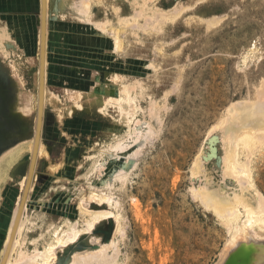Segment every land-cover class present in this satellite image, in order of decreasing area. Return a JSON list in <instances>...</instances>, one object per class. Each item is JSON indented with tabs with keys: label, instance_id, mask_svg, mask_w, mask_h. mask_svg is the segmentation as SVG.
<instances>
[{
	"label": "rangeland",
	"instance_id": "rangeland-1",
	"mask_svg": "<svg viewBox=\"0 0 264 264\" xmlns=\"http://www.w3.org/2000/svg\"><path fill=\"white\" fill-rule=\"evenodd\" d=\"M162 1L161 7L170 9L178 2H183L186 5L187 2H195L197 0ZM225 2L234 3L235 7H237L234 10L235 14L232 13L230 15L232 18L229 16L224 20L223 24L216 26V29L214 28L209 36L202 39L195 33L197 32L196 24H192L191 28H193V32L197 36L196 40H198V42L193 43L196 48L190 46L186 51H182L183 53L177 52L179 53L178 55L166 56L162 59L157 56V49H159V46L164 45L166 47L169 46L168 48L171 49V52L180 50L182 46L180 44L190 39L182 37V34L186 32L188 24L191 22L189 19L184 22H177V25L183 26L177 32L173 26L169 27L166 36L155 34L153 37L146 38L147 40L140 34L139 37H135V41L139 47L137 46V48L132 50V61L138 57L139 59H143L144 62L154 63L160 68V71L165 75L159 83L156 80L152 81V83H156V86H152L155 88L153 89L155 94L157 93L156 95H159L163 89L164 92L168 91L167 97L169 99L167 98L164 102V104L168 102L166 105H162L164 108L163 112H160L161 109L157 107L161 100L157 102V106H153L154 114L157 116V120H154V122H159L158 125L161 127H159L161 129L159 137L154 140L152 146L144 150L141 161L135 168L130 182L124 187L126 209L124 228L126 233L122 241V252L120 253L122 264H221L227 258L226 256L230 247L233 244V246L236 245L232 243V239H234L233 234L236 232L237 227L236 229L231 228L230 221H223L218 218L212 208L207 209L191 193V187L198 180V175L194 176L192 174V164H194L196 156H199L205 147V137L208 129L224 115L235 101H254L260 98L258 97L260 86L255 85L259 84L260 78H264V60L263 65L260 64L258 66L259 68L253 69L251 67L252 69L248 68L244 71L240 70L237 64L239 54L250 43L252 38L254 40L259 39L260 47L262 51L264 50V0H225ZM73 3L79 4V8L75 7L77 11L81 10V6L86 5L88 8L89 5L88 0H74ZM95 3L93 2L89 5L90 13L86 15L87 18L84 19V16L79 15V21L77 19L72 21L71 15L67 16L64 14L65 12L63 15L66 18L62 16L64 20H60L62 18L61 14H56L55 11L52 14L54 22L58 24V21H60L59 27L64 26L68 29L62 32L60 27V31H57V34L53 35V37H57L55 42L60 45L56 44L53 47L55 51L58 48L57 53H54V56L55 54L58 56H53L51 63L52 69L53 67L54 69L51 70L52 73L50 72V90L59 97L60 101L52 99V102H43L42 113L44 119L41 140L47 148L48 155L46 154V158L41 159L42 164H40L38 169L39 174H37L38 192L31 198L27 206V212H25L24 220H27L23 221L24 238L22 239L26 243L23 241V245L20 246L18 252L15 254V260L20 264H31L29 263V255L34 257L36 252H43L49 244L47 243L48 241L41 237L40 234L43 229L37 225L36 219L33 220V214L36 213L40 214V216L48 217L50 219L49 229H51L52 226L55 227L54 225L65 221L67 218L72 220L78 218L81 203H87L85 204L87 207L90 202L92 203V196H94L92 195L93 193L91 194L92 191H97L98 199L103 195V189L99 183L100 179L96 177L90 178L87 175L91 167V161L87 156L94 153L96 148L100 149L106 140H109L107 137L104 141L106 136L104 130L111 123V118L114 116L115 111L113 108H109L107 114L101 115L83 106L82 109H76L72 114L67 112L68 108H70L68 105L71 100L70 97L73 99L75 97L76 99L77 95L87 94L88 87H92L93 85L99 87L104 84L103 80L105 77H102L104 75L103 66L101 67L100 64V66L95 65L96 63L88 61L87 58L92 59L96 46L102 49L105 37H111V35L102 33L99 29L100 25L94 26V24H97L95 23L97 20L92 17V12L100 18L104 15L112 16L113 14H111L110 8L103 9L99 3ZM242 8H245V11ZM215 10L218 12V9ZM66 14L68 13L66 12ZM228 20L230 21L228 22ZM51 29L53 32V26ZM67 34H70L68 44L70 43L71 46L66 44ZM176 38H179V40L175 43ZM93 39H96L97 45H94V43L93 45L90 44L91 40L93 42ZM62 45L63 47L61 48ZM17 50L19 52L13 50V57L15 54L18 56L22 53L20 49ZM71 52L76 54L75 57L74 55H69L73 54ZM87 52L90 56L86 54ZM27 53L29 56L32 54L35 57L33 52ZM67 53L68 57L73 58L71 59L72 61L70 58H67ZM10 57L8 60L0 53V81L2 80L0 86L1 88H5L2 89L4 91L9 90L12 105L7 108L2 118L4 121H7L8 118H13L27 125V132L17 139L19 144L20 142L25 143L30 140L34 124L37 123L38 116L36 115L35 107L37 81L34 70H28L23 67L16 72L11 62H9L12 58ZM32 62L36 64L37 60L34 59ZM71 66L73 67L71 68ZM73 68L75 70H72ZM64 70L66 72H63ZM74 71L78 73L76 74L75 72L76 77ZM56 72L58 73L55 75ZM94 72L97 73L96 76L102 73L101 77H96ZM91 74L94 75V78ZM79 75L82 76V79ZM96 78L97 80L100 79L99 82L95 80ZM102 78L103 80H101ZM83 79L87 82H84ZM66 80H68V83ZM100 81L102 82L100 83ZM89 84L91 86H87ZM65 86L69 87V91ZM3 93L1 92L0 96ZM63 95L66 96H64L65 100ZM262 97L264 99V95ZM150 101L147 102V100H143L142 98L139 100L140 104L146 109L147 114L148 107H151ZM66 105H68L67 109L66 107L64 108ZM23 107L26 110L30 109L28 111L24 110V114L22 112ZM14 109L16 111L18 109L19 113H16ZM140 116L144 117V114L141 112ZM148 116L150 115L148 114ZM145 117L147 116L145 115ZM116 135L117 133L114 134L113 138ZM216 154H219V150L217 149ZM109 155L110 153L103 154L99 157L98 161L104 162L109 158ZM64 158L70 159V164L73 167L68 169V174L71 175L70 172L72 171L75 174V178L70 182L63 181L58 184L55 182V185L52 186V182L48 179L43 169V164L44 162H54L57 164ZM250 159L251 175L256 184L255 186L258 188L256 192L259 196L257 195V198H264V144L253 151L249 157ZM27 165L28 162H25L23 166L18 165L14 168L12 170L13 177L10 179L11 181L9 180L6 184H1L0 187V252L15 208L17 207L18 197L21 193L18 180L27 172ZM215 171L216 174L221 175L219 168H216ZM130 195L136 196L140 202L137 212L132 206ZM94 200L98 203L97 199ZM95 201H93L92 205L90 204L93 207L89 206V208L98 209ZM110 221L112 223L114 221L113 218ZM113 227H111L112 230ZM251 227L248 228L251 234L246 232L247 235H252L251 237L248 235L253 240L250 242L253 245H250L252 247H258L257 245H259L261 248H264V223L256 222ZM112 230H109L110 233L108 232V240H111L114 236L115 231ZM92 231L94 232V230ZM95 232L100 234L97 229ZM94 234L92 233V235ZM90 237L91 234L89 233ZM89 238L88 233L82 234L76 246L79 248L83 243L90 247L91 245H95L91 240L86 241ZM250 239L247 238V240ZM240 240H243L242 243H248L245 237H241ZM87 242L88 244H86ZM112 247H114L113 243ZM72 248H74V245ZM72 248L65 246L63 249L57 250L58 258L56 264H70L76 251L82 254V252L87 250L85 247H80L79 249H76L77 247L75 249ZM33 253L34 255H32ZM27 255L29 262L26 258ZM18 257L20 258V262ZM36 258V261L41 260L40 256ZM88 259V257L82 258V260ZM17 261L14 264H17Z\"/></svg>",
	"mask_w": 264,
	"mask_h": 264
},
{
	"label": "bare ground",
	"instance_id": "bare-ground-1",
	"mask_svg": "<svg viewBox=\"0 0 264 264\" xmlns=\"http://www.w3.org/2000/svg\"><path fill=\"white\" fill-rule=\"evenodd\" d=\"M73 1L74 0H46L47 28L44 52L45 55L43 59L44 84L42 101L48 102L52 99L60 101L59 97L50 90V72L52 73L51 70L54 69V67L52 69L51 63L54 53L58 49L57 48L55 51L53 47H55L54 45L56 44L60 45L59 43L55 42L57 37H53V35L57 34V31H60V27L62 32H64L67 28L64 26L59 27V19L57 20L59 22L58 24L54 22V18H52L53 11H55L56 14H61V17L64 16L63 13L65 12V15H71V20L75 21L76 19L78 20L79 15L84 16V19L87 18L86 15H89L90 13L89 5H91L93 2L99 3L103 9L110 8L111 14H113L112 16L104 15L102 18H100L92 12V17L97 20V22H95L97 24H94V26L100 25L99 29L101 32L106 35H111V37L104 36L105 41L102 43V49L96 46L94 49L95 53L92 55V59H89L88 56L90 55H88V52L86 53L88 55V61L90 60V62L96 63L95 65H101V67L103 66L104 75L102 77L105 78L104 80L103 78L101 80H103L104 84L103 86L99 84V87H96L95 85L92 86H95L96 88L88 87V93H85L86 95H77L76 99L73 94L74 99L70 97L71 100L68 103L70 108H68V111L66 110L68 113L72 114L76 109H82L83 106H85L90 111L97 112L101 115L107 114L109 108H113L115 111L114 116L111 118V123H109L108 127L104 130L106 133L104 141L107 139V137L109 140H106L100 149L96 148L94 153L87 156L91 161L90 171L87 173V175L90 176V178L96 177L100 179L99 183L102 186L103 195H101V198L98 199V195L96 194L97 191H92L91 194L93 193L92 195H94L92 196V203H94V199H97L98 203H96V201L95 203L98 205V209L89 208V206L92 205L90 198L89 202L91 205L89 204L87 207L85 206L87 203L83 202L84 204L81 203L79 206L80 215L78 218L75 220L67 218L65 221H61L59 224L54 225L55 227L52 226L51 229H49L50 219L48 217L40 216V214L36 213L33 214V220L36 219L35 222L37 225L39 227L41 226L43 229L40 234L41 237L48 241L47 243L49 244L45 247L43 252H36L34 257L29 255L30 262L28 261V255L26 258L31 264H56L58 258L57 250L63 249L65 246L72 248L74 245V248L72 249H75V247H77L76 249L85 247L87 250L82 252V254L76 251L70 264H122L120 253L122 252V241L126 233L124 228V216L126 212L124 187L130 182L135 168L141 161L144 150L152 146L154 140L158 139L159 137L161 127L158 125L159 122H154V120H157V116L154 114L153 106H157V102H160L161 100L157 107L161 109L160 112H163L164 108L162 105L168 98V91L164 92L163 89V91L159 94L160 96L156 95L157 93L155 94L154 91V86H156V83H152V81L156 80V82L159 83L165 75L160 71V68L154 63H146L143 61V59H139L138 57L132 61V50L138 46V43L135 41V37H139V34L143 36L144 39L153 37L155 34L166 36L169 31V27L173 26L174 30L177 32L183 27L181 25H177V22H184L185 20L189 19L191 22L188 24V29H186V32L182 34V37H187L190 39L188 41H184L183 44H180V46L182 45L180 50L171 52V49L168 48L169 46L166 47L164 45L159 46V49H157V56H159V58L161 57L162 59L166 56L178 55L179 53L177 52L183 53L188 48H190V46L196 48L194 46L195 44H193L196 43V41L198 42L196 37L198 36L200 39H202L206 36H209L213 29H216V26L223 24L224 20L234 13L235 8L237 9V7H235L234 3H226L225 0H197L195 2H187L186 5H184L183 2H178L170 9L161 7V3L163 2L162 0H88V8L86 5H84L80 7V11H77L75 7L77 6V8H79V4L76 5L73 3ZM4 7L5 6L0 7V53L6 59H8L10 56L12 57H10L11 59L9 62H11V65L16 72L21 70L23 67L27 68L28 70H34L37 81L35 107L36 115L38 116L42 65V0H39V10L37 12L11 13L9 9ZM159 8L160 10L157 12ZM215 9H218V12ZM242 9L244 10L245 8ZM66 12L68 14H66ZM61 19H63V17L60 18V20ZM229 21L230 20H228V22ZM192 24H196L195 27L197 32L195 33L197 36L193 32V28H191ZM52 26L54 29L53 32L51 29ZM69 38L70 34L68 37H66V44L71 46L70 43L68 44ZM178 40L179 38H176L174 42L176 43ZM258 40H254L252 38L250 43L245 46L239 54L237 64L240 70L244 71L248 68L257 69L260 64L263 65L264 50L262 51ZM95 41L96 39H93V42L91 40L90 44L93 45L94 43V45H97L98 42ZM62 47L63 45L61 48ZM17 49H20L22 53L18 56L14 53L16 56L14 55L13 57V50L19 52ZM27 52H33L35 57H33L32 54L29 56ZM84 52L86 51L84 50ZM69 55H74L75 57L76 54L73 53ZM56 56L58 55L55 54L54 57ZM67 58H70V60L73 59L68 57V53ZM34 59L37 60L36 64L32 62ZM73 66H71V68ZM76 69H78V67ZM72 70L75 69L73 68ZM77 71H74V74L75 72L78 74ZM63 72H66V70ZM57 73L58 72H56L55 75ZM83 73L85 74V72ZM94 73L96 76L97 73ZM249 74L251 73L249 72ZM100 75H102V73ZM100 75H98L99 78L101 77ZM51 76L53 77V75ZM79 76L80 78L82 77L81 75ZM92 77L94 78V75ZM76 80L79 81L80 79ZM95 80H97V78ZM99 80H97V82H99ZM176 80L180 82L179 79L176 78ZM66 81L68 83V80ZM101 82L102 81H100V83ZM64 83L66 84V82ZM90 84L87 86H91ZM255 86H260V89L258 90V97L260 98L255 99L254 101H235L229 107L224 115H222L220 119L208 129V133L205 137V147L203 151L200 152L199 156H196L197 158H195L194 164H192L193 166L191 168L192 174L194 176L198 175L197 182H195L194 186L191 187V193L193 197L201 202L205 207H207V209L212 208L218 218L222 219L223 221H230L231 228L236 229L237 227L236 232L233 234L234 239H232V243H235L236 245L233 246V244L231 246L232 248L230 247V250L227 253L228 255L226 256L227 258H225L224 263L222 262L221 264L264 263V248H261L259 245H257L258 247L251 246L253 244L250 242L253 240L250 239L252 235H249L251 233H249L250 230H248V228L253 226L256 222L264 223V198H257L259 196L256 192L258 188L255 186L256 184L251 175V159L249 160V157L253 151L262 147L264 144V99L262 97L264 95V78H260L259 84ZM65 88L68 89L69 87L65 86ZM2 89L5 88H1L0 86V93L4 92L3 95L0 96V187L1 184H6L13 177L12 170L18 165L23 166L25 162H28L27 166L29 170L37 131L36 123L34 124L32 130L33 134L30 140L25 143L20 142L18 144L17 139L19 136L27 132V125L22 121L18 122L13 118H8L7 121L3 120L2 116L5 114L7 108L11 107L12 105L10 101L11 97L9 90L4 91ZM64 96L65 95H63V97ZM141 98L143 100H147V102L151 100V107H148V114L150 116H148L144 106L140 104L139 100ZM167 103L168 102H166V104ZM68 105L64 106V108L66 107L67 109ZM29 109L26 110V108L23 107L22 112L25 114V111H28ZM141 112L144 114V117L140 116ZM16 113H19L18 109ZM145 115L147 117H145ZM115 133H117V135L115 138H113ZM216 149L219 150V154H216ZM105 153H110L109 158L104 162L98 161L99 157ZM46 154L47 148L42 143L40 136V143L37 150V159L26 200V207L6 264L16 263L15 261L17 260H15V254L18 252L20 246L23 245V221L27 220H24L25 212H27V206L31 198L36 194V192H38V169L40 164H42L41 159L46 158ZM45 163L46 162L43 164V169L45 170L48 179L52 182V186L55 185V182L56 184L63 181L70 182L75 178V174L72 173V171L70 172L71 175L68 174V169L73 167L70 164L69 158H64L57 164L54 162ZM216 168H219L221 175L215 173ZM28 170L18 180L21 193L18 197L17 207L15 208L11 223L9 224L3 247L1 246L2 249L0 252V263L10 239L18 205L22 199V193L26 187ZM130 197L133 204L132 206L137 212L140 202L136 196L130 195ZM111 218H113L115 221V225L114 221L111 223ZM239 221L240 223H238ZM111 225H113L115 228ZM111 227H113V230ZM96 229L99 230L100 234L95 232ZM92 230H94V232ZM109 230L115 231L111 240H108V234L110 233ZM91 231L93 234H95L92 235ZM240 232L243 234L240 235ZM246 232L249 233L248 235L250 237ZM85 233H88V238L89 233L91 234V239L89 238L86 241L91 240L95 243V245H91L90 247L83 243L78 248V246H76L78 239L82 234ZM241 237H245L246 242L248 243H242L243 240H240ZM247 238L250 240H247ZM112 243L114 244V247H112ZM86 244H88V242ZM19 252L22 253L21 251ZM20 253L19 256L21 257ZM24 255L26 256V254ZM32 255H34V253ZM38 256L41 257V260L36 261L35 258ZM87 257L89 258L88 260H82V258ZM18 260L20 262V258ZM17 264L20 263L17 261Z\"/></svg>",
	"mask_w": 264,
	"mask_h": 264
},
{
	"label": "water",
	"instance_id": "water-1",
	"mask_svg": "<svg viewBox=\"0 0 264 264\" xmlns=\"http://www.w3.org/2000/svg\"><path fill=\"white\" fill-rule=\"evenodd\" d=\"M6 9H9L8 7H4ZM46 28H47V6H46V0H42V41H41V57H42V65H41V78H40V102H39V110H38V119H37V131H36V137H35V141H34V149H33V153H32V158L30 161V165H29V170H28V179L26 182V187L22 193V199L18 205V209H17V213H16V217L14 219V223H13V227L11 230V235H10V239L8 242V245L6 247L4 256L2 258V261L0 264H6L8 261V258L10 256L13 244H14V240L16 237V234L18 232V227L20 225V222L22 220V216L26 207V200H27V196H28V192L30 189V185H31V181H32V177H33V173H34V167H35V163H36V159H37V150L39 147V143H40V136L42 134L43 131V101H42V96H43V84H44V71H43V59H44V55H45V40H46Z\"/></svg>",
	"mask_w": 264,
	"mask_h": 264
},
{
	"label": "crops",
	"instance_id": "crops-1",
	"mask_svg": "<svg viewBox=\"0 0 264 264\" xmlns=\"http://www.w3.org/2000/svg\"><path fill=\"white\" fill-rule=\"evenodd\" d=\"M9 8L11 13L37 12L39 0H0V7Z\"/></svg>",
	"mask_w": 264,
	"mask_h": 264
}]
</instances>
